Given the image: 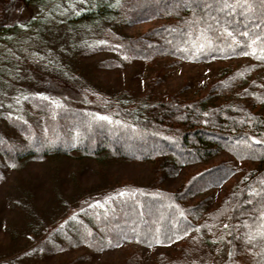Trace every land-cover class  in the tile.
<instances>
[{"label":"trees","instance_id":"16d2710c","mask_svg":"<svg viewBox=\"0 0 264 264\" xmlns=\"http://www.w3.org/2000/svg\"><path fill=\"white\" fill-rule=\"evenodd\" d=\"M227 3L232 6L221 10L223 0H97L93 9L76 15V21L90 26L100 17L130 25L160 22L136 37L100 31L107 42L97 50L112 51L127 62L248 61L223 71L204 96L193 100L174 92L143 107H123L90 90L72 92L61 86L29 95L23 115L8 116L16 137L0 138V166L3 162L16 168L28 160L78 154L148 164L153 178L144 187L123 181L80 203L82 218L57 233L55 242H45L42 250L82 246L91 255L125 245L121 264H136L142 249L175 246L174 255L157 254L152 264H215L209 246L217 240L225 247V262L228 256L231 264H264V86L254 81L236 91L246 76L264 69V0ZM10 28L2 26L0 34ZM225 29L233 32L234 41L226 38ZM103 65L111 68L114 62ZM216 95L225 100L209 105ZM221 154L243 165L234 182V170L227 164L208 166ZM191 167L201 168L175 190L162 188L164 180ZM223 186L225 192L211 206Z\"/></svg>","mask_w":264,"mask_h":264},{"label":"rangeland","instance_id":"374dc122","mask_svg":"<svg viewBox=\"0 0 264 264\" xmlns=\"http://www.w3.org/2000/svg\"><path fill=\"white\" fill-rule=\"evenodd\" d=\"M91 1L0 0V28L19 27L10 28L4 36L0 34V138L16 137L8 116L23 115L26 98L35 93L45 94L60 86L72 92L84 88L123 107H143L174 92L193 100L204 96L223 71L248 61L242 58L197 64L160 58L153 65L127 62L112 51L97 50L107 42L100 31L108 29L115 35L136 37L160 22L130 25L117 18L100 17L92 26L82 25L76 15L93 9L97 0ZM106 61H113V67L101 66ZM152 80L158 82L154 85ZM254 81L264 86V69L246 76L236 91ZM223 100L225 97L216 95L208 104L219 105ZM221 163L234 170V182L243 165L221 154L208 166ZM200 168L184 169L174 179L164 180L162 188L175 190ZM152 180L148 164L99 161L78 154L28 160L16 168L2 162L0 264H121L125 245L91 255H86L82 246L52 253L42 250V246L55 242L57 233L82 218L77 210L80 203L112 191L123 181L144 187ZM225 186L215 191L211 206L216 205ZM209 247L215 264L225 262L222 242L214 240ZM175 252V246L142 249L136 264H152L155 255L171 256ZM226 259L224 264H231L228 256Z\"/></svg>","mask_w":264,"mask_h":264},{"label":"snow or ice","instance_id":"6c2138e0","mask_svg":"<svg viewBox=\"0 0 264 264\" xmlns=\"http://www.w3.org/2000/svg\"><path fill=\"white\" fill-rule=\"evenodd\" d=\"M239 5H240V0H236V5L235 6H239ZM231 6L232 5H229L227 3V0H223V4H222L221 10H223V8H227V7H231ZM224 32H225V36H226L227 39H231L233 41L235 40V36H234L233 32L227 31V29H225ZM243 35L248 36L249 34L247 32H245ZM257 39H259V37H257ZM209 43H211V41H209ZM252 43L254 44L255 40H253ZM244 55H248V53L245 52ZM96 119L97 120H102V121H108L109 123L112 122L108 116H97ZM254 142L258 143L259 141H254ZM121 195H123V194L121 193ZM261 219L264 220V212L261 213ZM227 227H228V225H225V228H227Z\"/></svg>","mask_w":264,"mask_h":264}]
</instances>
